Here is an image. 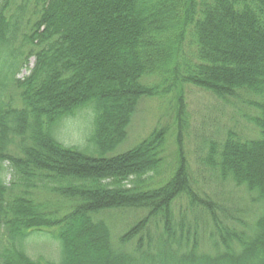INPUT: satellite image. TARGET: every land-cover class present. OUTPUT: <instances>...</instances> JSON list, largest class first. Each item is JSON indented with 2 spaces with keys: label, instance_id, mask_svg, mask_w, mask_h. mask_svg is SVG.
I'll list each match as a JSON object with an SVG mask.
<instances>
[{
  "label": "trees",
  "instance_id": "16d2710c",
  "mask_svg": "<svg viewBox=\"0 0 264 264\" xmlns=\"http://www.w3.org/2000/svg\"><path fill=\"white\" fill-rule=\"evenodd\" d=\"M186 86L246 121L200 163L252 209L190 169ZM172 93L177 166L156 186L168 128L117 150L143 100ZM87 113L88 145L67 144ZM117 210L144 216L117 236ZM0 264H264V0H0Z\"/></svg>",
  "mask_w": 264,
  "mask_h": 264
},
{
  "label": "rangeland",
  "instance_id": "374dc122",
  "mask_svg": "<svg viewBox=\"0 0 264 264\" xmlns=\"http://www.w3.org/2000/svg\"><path fill=\"white\" fill-rule=\"evenodd\" d=\"M35 58L29 60L28 67L24 68L19 75L20 78L29 75V70L34 66ZM172 94L163 99H146L140 104L130 127L129 139L117 150V153H122L145 139L158 126L169 129L170 138L165 155V161L160 168L159 174L154 176V184L156 186L166 182L177 166V146L174 139L175 130V106ZM184 101L186 110L189 115L188 130L184 132L183 144L186 152L187 161L190 169L197 176L199 183L208 191L209 194H215L219 202L235 208L252 209L248 207L249 203L246 196L240 189L226 184L225 182L218 183L212 176L204 171L201 165L203 153L207 147L202 142L205 137L212 136L217 130L221 131L227 125L238 123L245 126L246 121L229 104L224 101H219L211 94L193 86L184 88ZM77 117L68 125L64 137L67 144L78 145L83 147L85 140H88L91 135L89 122H92V115L87 113ZM88 123V124H85ZM88 144L86 143L85 146ZM84 146V147H85ZM260 208L257 205L253 206V212ZM144 216L143 211L126 210L112 211L107 214L110 225L114 229L117 236H120L132 223ZM50 241L47 238H39L29 244L35 252L48 253L51 251ZM33 252V251H32Z\"/></svg>",
  "mask_w": 264,
  "mask_h": 264
}]
</instances>
